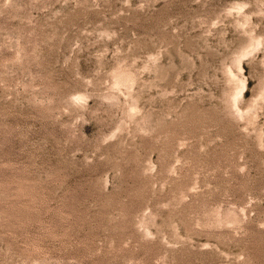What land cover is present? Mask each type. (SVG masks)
I'll list each match as a JSON object with an SVG mask.
<instances>
[{
	"label": "rangeland",
	"instance_id": "1",
	"mask_svg": "<svg viewBox=\"0 0 264 264\" xmlns=\"http://www.w3.org/2000/svg\"><path fill=\"white\" fill-rule=\"evenodd\" d=\"M0 264H264V0H0Z\"/></svg>",
	"mask_w": 264,
	"mask_h": 264
}]
</instances>
